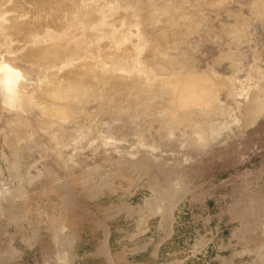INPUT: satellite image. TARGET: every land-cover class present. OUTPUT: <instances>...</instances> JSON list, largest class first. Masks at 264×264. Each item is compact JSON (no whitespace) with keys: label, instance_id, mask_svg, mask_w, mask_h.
<instances>
[{"label":"rangeland","instance_id":"374dc122","mask_svg":"<svg viewBox=\"0 0 264 264\" xmlns=\"http://www.w3.org/2000/svg\"><path fill=\"white\" fill-rule=\"evenodd\" d=\"M0 70V264H264V0H1Z\"/></svg>","mask_w":264,"mask_h":264},{"label":"bare ground","instance_id":"6f19581e","mask_svg":"<svg viewBox=\"0 0 264 264\" xmlns=\"http://www.w3.org/2000/svg\"><path fill=\"white\" fill-rule=\"evenodd\" d=\"M1 1V0H0ZM59 1V0H58ZM112 2V1H111ZM57 3V2H56ZM61 3V2H60ZM14 25V23L12 24ZM8 27H10V25H8ZM12 27V26H11ZM10 27V28H11ZM9 29V28H7ZM9 32V31H8ZM13 36V34H11ZM15 35V34H14ZM63 48V47H62ZM125 53V52H124ZM115 62V61H114ZM89 64V63H88ZM91 65V64H90ZM158 68V67H157ZM86 70V69H85ZM92 70V69H91ZM1 84L2 86L5 88V90L7 91V93H11L12 92V89L16 87V82L18 80V78L16 77L17 76V73L14 72V71H1ZM73 72V71H72ZM77 74V73H76ZM87 74V73H86ZM86 76V75H85ZM103 76V74H102ZM20 77V75H19ZM56 77V76H55ZM51 78V77H50ZM104 79V78H103ZM106 79V78H105ZM71 80V78H70ZM77 80V79H76ZM141 80V79H140ZM100 81V80H99ZM85 83V81H83ZM97 82V81H96ZM69 83V81H68ZM128 83V82H127ZM73 84V83H72ZM80 84V83H79ZM101 84V83H100ZM133 84V83H132ZM87 85V84H86ZM116 85V84H115ZM139 85V84H138ZM84 86V85H83ZM92 86V85H91ZM79 87V86H78ZM86 87V86H85ZM123 88V87H122ZM121 88V89H122ZM78 89V88H77ZM80 90V89H79ZM124 90V89H123ZM87 91V90H86ZM56 93V92H55ZM108 93V92H107ZM52 94V93H51ZM128 94V93H127ZM184 94V93H183ZM127 97V96H126ZM125 97V98H126ZM107 99V98H106Z\"/></svg>","mask_w":264,"mask_h":264}]
</instances>
